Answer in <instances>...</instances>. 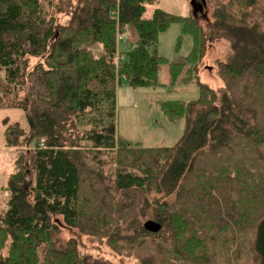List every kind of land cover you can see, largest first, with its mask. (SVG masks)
<instances>
[{"label":"trees","instance_id":"1","mask_svg":"<svg viewBox=\"0 0 264 264\" xmlns=\"http://www.w3.org/2000/svg\"><path fill=\"white\" fill-rule=\"evenodd\" d=\"M62 1L69 4L71 15L65 35L66 28L47 15L46 0H0V110L19 108L28 122L24 129L17 122L5 120L3 134L9 147L21 148V139L34 144L27 152L28 159L23 156L18 160V153L14 160V172L7 186V209L0 213V264H84L87 259L80 262L74 243L69 240L71 245H65L59 239L63 228L80 229L83 217L89 227L99 225L118 240H128L129 236L126 239L123 233L132 234V243L144 237L154 244L156 255L167 259L164 264H178V258L185 264H209L205 252L193 253L189 247L202 249L205 239L204 232L187 234L189 226L195 225L188 222L193 219L190 210L185 206L178 216L172 212L175 203L166 200L180 188L181 199L195 201L199 212H213V218L221 219L218 213L223 200L218 193L233 188L232 184L213 188L215 182L209 183V177L206 182L200 180V174L195 187L187 188L188 192L181 187L189 171H205L192 168L196 167L197 155L205 150L214 155L223 150L231 152L236 144L247 140L242 155L250 166L251 155L254 160L264 157V124L258 119L257 102L248 101L253 98L250 91L254 87L264 88V10L259 13L257 0H229L214 9L212 37L229 40L232 49L228 61L219 67L224 88L214 90L200 82L196 99L162 102L170 121L183 120L182 135L173 146L142 147L145 159L141 158L136 167L118 165L111 182L101 174L92 179L85 157L97 150L111 151L130 145L116 135V84L121 78L132 86L157 84L158 66L166 61L157 52L158 34L171 23H180L182 33L193 37V51L185 58L188 62L200 59L202 39L208 35L193 16L175 15L155 7L146 17L147 6L156 0ZM230 4L243 11L237 13L238 19ZM258 14L262 16L260 20H251ZM128 27L136 37L133 48L114 62L116 33ZM92 44L99 45L104 53L93 56L85 49ZM36 57L42 60L34 67L36 73L26 75L25 66ZM169 65L172 79L176 80L184 67ZM198 72L194 70L195 78ZM26 82L29 92L24 93L22 86ZM226 165L240 169L235 175L227 169L222 174L239 179V188L233 193L240 197L234 203L239 202L236 213L247 219L249 207L258 202L254 207L259 217L254 225L251 251L254 264H264V179L254 178L251 171L241 172L246 167L244 159L238 168L231 163ZM95 185L113 195L141 191L145 196L140 203L134 196L130 203L120 205L102 199L103 208L96 210L91 203ZM200 187L209 197L208 202H202L201 193L193 196ZM85 189L88 191L84 192ZM253 189L257 190L255 200H247L245 192ZM116 209L120 213L117 216ZM149 220L161 226L158 232L144 228ZM165 227L177 238L169 248L154 243ZM179 227L183 228V235L187 234L186 245L176 233ZM207 239L214 241L211 236ZM155 260L156 256H149L141 264H155ZM93 264L109 263L95 259Z\"/></svg>","mask_w":264,"mask_h":264},{"label":"rangeland","instance_id":"2","mask_svg":"<svg viewBox=\"0 0 264 264\" xmlns=\"http://www.w3.org/2000/svg\"><path fill=\"white\" fill-rule=\"evenodd\" d=\"M205 1L206 6L201 10L198 6L199 2L201 3L200 0L196 1L195 10L191 4V0H156L154 4L148 6L145 14L146 17H150L155 7L161 8L175 15L195 16L197 18L195 20H197V24L200 25V29L208 36L205 39H202L204 47L200 46V51H202L200 59L188 62L185 60V57L190 50L193 37L189 33L181 34L182 26L180 23H171L165 31L158 34L157 52L166 61L158 66L157 84L152 86H132L123 78H121L116 84V135L130 142V145H122V147L118 146L111 151L97 150L86 155L85 163L88 166L87 169L90 172L89 174L92 179L96 180V175L101 174L103 175V179L112 182V177L118 165L136 167L139 165L141 158L144 157L145 159L142 147L153 148L173 146L178 141L177 139L180 138L184 129L183 120L177 119L170 121L163 112L161 105L162 102L173 100L188 102L196 99L199 94L198 83L200 82L205 83L214 90L224 88V83L219 76V67L228 61L232 49L229 40H216L212 37L214 33L211 31L213 27L211 26L213 24L211 16L214 9L219 6V4H225L229 0ZM257 1L258 4L256 6L260 7V13L261 9L264 10V0ZM63 2L66 1L46 0V7L49 10L47 15L53 16L55 22L66 28L63 33V35H65L68 32L67 25L70 23L71 15L68 14L69 9L67 6L69 4L66 6V3ZM61 7L62 9H60ZM237 7L238 6H233L231 4L229 5L231 11L236 13L235 19H238L237 13L243 12L238 11ZM261 17L262 16L258 14V16L251 17V20L258 21ZM116 28H119L117 23ZM130 33H132V37L135 38V34L131 27H128V29L122 34L119 32L116 33L114 62L120 60L121 55L126 52L123 44L124 42H127L128 39L131 40ZM124 34H127L129 38L127 39ZM119 38H122V42L118 47L117 41ZM85 49L89 50L93 56H98L104 53V50L97 44L86 46ZM167 60L172 63L183 65L184 67L183 71L178 72L179 77L176 80L172 79L170 65L167 64ZM40 61L42 60L38 57L29 59L28 64L25 66V74L36 73L34 67ZM42 67L46 68L45 64H42ZM195 69L202 71L197 78L193 75ZM22 90L24 93L29 92L28 82L22 86ZM250 93L253 98L248 99V101L257 102L258 119L261 124H264V88L260 90L254 87ZM4 118L8 119L9 122L16 121L24 129L28 126L26 116L21 109H1L0 146H3L5 142L3 131L6 128V125L3 123ZM21 140L22 146L21 148H17L16 156L19 153L20 156L18 160L23 156L25 159H28L29 156L27 155V152H29V149L33 148L34 144L32 142L29 143L28 139ZM243 145L247 146L248 141L244 140L242 143L240 142V144H236V148L231 152L223 150L214 155L208 150L201 151L203 153L197 155L195 160L196 167L194 165L192 168H198L199 170L205 169V171H189L186 175L185 182L181 185L183 190L188 192L187 188H191L192 186L195 187L200 174H202L200 180L206 182V179L209 177L211 178L209 183L215 182L213 188H226L228 184H232L233 188L224 192L218 191V194L223 200L218 213L221 219L213 218V212L210 213V215L203 210H200L199 212L195 207V201H190L191 203H189L181 199L180 194H182V192L180 188L176 191V194L170 196L166 200L169 204L175 203L172 212L177 213L178 216H181L180 212L185 206L190 210L193 219L188 222L190 224L193 222L195 225L189 226L187 234H200L201 232H204L205 235L202 236H204L205 239L202 249H199V247L196 246L191 247L190 245L189 247L193 253L199 251L205 252L210 259L209 264H254L255 255L251 251V243L254 234V225L259 217L258 213L254 211V207L258 202L249 207L247 219H242L236 213L239 202L238 204H234L237 202L236 200H239V194L237 193L236 195H233L234 191L239 188L237 187L239 179H231L230 177L222 175L225 172V169L233 175L237 174L240 169H233L232 167L227 166L226 163H231L238 168L244 159L246 167L243 168V171L241 172L251 171L256 175L254 178L264 179V157L262 159L254 160L251 155L250 160L253 161V164L250 166L251 163L249 160L242 155L244 153ZM12 153H14V151H1V172L4 173L9 168L11 169V173L14 171V162L12 163L8 157ZM226 154L231 160L227 158ZM220 156H222V160H220ZM135 158H137V160ZM1 172L0 180L3 178V173ZM202 189L203 188L200 187V190L193 196L196 198L201 193L203 196L202 202L205 203V201L208 202L209 197H206L203 192L204 190ZM87 191L88 189L84 190V192ZM209 191L213 195V192L211 190ZM256 192L257 190L255 189L245 192L246 199L254 201ZM92 194L93 197L91 203L96 210H101L103 208L101 202L102 199H104L106 203L117 201L120 205L121 202H124L125 204L130 203L134 196H137V203H140L142 196H145V193H142L141 191H138L137 193L134 191H122L113 195L96 185L92 190ZM232 196H234V199H232ZM7 201L8 191L0 190V211L6 208ZM206 207L210 210L208 205H206ZM215 212H217V210H215ZM114 214H116L115 216L120 214L118 209L115 210ZM85 219L86 218L83 217L82 221H80V229L70 230L63 228L62 233L59 234V239L63 241L65 245H71L70 243H74L80 262L87 259L84 264H93V261L97 259L109 264H141L143 261H146L149 256H156L155 264H164L163 261H167L165 257L156 255L157 252L154 244L145 240L144 237L140 236L134 243H132V240H129L132 238V234L123 233L121 235L125 236V238L126 236H129L128 240H118L113 234L107 233L105 228L102 229L99 225L94 228L89 227V223H86ZM183 219L187 220L184 213ZM198 223H200V226H197ZM165 231L169 232V234ZM183 231V228L179 227L177 228L176 233L179 235V240H183L184 245H186L184 237L187 234L183 235ZM162 232L164 233L160 235L154 243L161 245L163 248H169L170 244L173 245V242L177 238L171 236L167 227H165ZM208 236H211L214 241H209L207 239ZM69 240L70 243H68ZM184 245L180 247L182 250L184 249ZM177 262L178 264H185V261L181 258H178ZM41 263L49 264L45 261H39V264ZM190 263L194 264L191 261Z\"/></svg>","mask_w":264,"mask_h":264},{"label":"crops","instance_id":"3","mask_svg":"<svg viewBox=\"0 0 264 264\" xmlns=\"http://www.w3.org/2000/svg\"><path fill=\"white\" fill-rule=\"evenodd\" d=\"M149 6V5H148ZM148 6H147V8H148ZM147 11V10H146ZM146 14V13H145ZM195 19H197L195 16H193ZM182 28V27H181ZM123 32H125V31H122V33ZM121 32H120V34H122ZM181 34H182V31H181ZM130 35H131V40L130 39H128L129 37H128V35L127 34H124V36L128 39V41L127 42H124V44H123V47L125 48L124 50L125 51H127V50H129V48L131 49L132 47H133V44H134V41H135V39H136V37L135 38H133L132 36H133V34L132 33H130ZM121 42H122V38H119V40L117 41V44H118V47H119V45H121ZM127 47H129V48H127ZM193 47H194V40H193V42H192V44H191V47H190V50H189V52H188V54H187V56L185 57V58H187L191 53H192V51H193ZM156 48H157V45H156ZM125 54V53H124ZM124 54H122L121 55V59H123L124 58ZM118 61V60H117ZM169 63H172V62H169L168 60H167V64H169ZM202 71L201 70H199V72H198V74H197V76L199 77V75H200V73H201ZM200 80V79H199ZM127 82V81H126ZM9 109H12V108H9ZM25 114V113H24ZM5 120H7L8 122H9V120L8 119H6V118H4L3 119V123H4V121ZM13 122H16V121H12V122H9V123H13ZM5 125V124H4ZM21 127V126H20ZM26 129V128H25ZM5 130V129H4ZM4 132V131H3ZM118 137V136H117ZM119 139H122V138H120V137H118ZM123 141H126V140H124V139H122ZM178 140V139H177ZM128 142V141H127ZM130 143V142H129ZM145 148H147V147H145ZM154 148V147H153ZM3 150H6V151H9V152H11V151H14V153H12V154H10L8 157H9V159H10V161L13 163L14 162V160H15V158H16V153H17V148L16 147H9L7 144H6V142H4V144H3V146H0V157H1V151H3ZM13 154H14V156H13ZM1 162V161H0ZM11 163V164H12ZM11 171V169L9 168L7 171H5L4 173L3 172H1V173H3V178L0 180V190H7L8 191V199H9V196H10V192H9V190L7 189V186H8V182H9V178H10V175L14 172H10ZM7 203H8V201H7ZM7 203H6V208L4 209V210H2V211H0V213L1 212H3V211H5L6 209H7Z\"/></svg>","mask_w":264,"mask_h":264},{"label":"water","instance_id":"4","mask_svg":"<svg viewBox=\"0 0 264 264\" xmlns=\"http://www.w3.org/2000/svg\"><path fill=\"white\" fill-rule=\"evenodd\" d=\"M196 1L197 0H191V4L194 7V10L196 9ZM201 3H199V9L201 10L203 8V5H205V0H200ZM144 228L150 232H158L161 228V226L158 223H155L154 221H146L144 223Z\"/></svg>","mask_w":264,"mask_h":264},{"label":"bare ground","instance_id":"5","mask_svg":"<svg viewBox=\"0 0 264 264\" xmlns=\"http://www.w3.org/2000/svg\"><path fill=\"white\" fill-rule=\"evenodd\" d=\"M122 33V32H121ZM131 50V49H130Z\"/></svg>","mask_w":264,"mask_h":264}]
</instances>
